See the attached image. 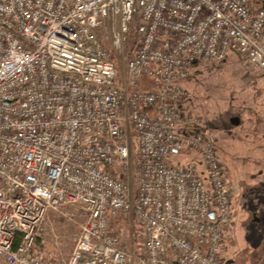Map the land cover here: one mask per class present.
<instances>
[{
	"label": "built area",
	"instance_id": "1",
	"mask_svg": "<svg viewBox=\"0 0 264 264\" xmlns=\"http://www.w3.org/2000/svg\"><path fill=\"white\" fill-rule=\"evenodd\" d=\"M230 52L264 69V2L0 0V264H225L233 195L216 136L185 133L202 119L181 83ZM70 206L85 215L73 246L46 260L50 214ZM115 212L139 224L138 252Z\"/></svg>",
	"mask_w": 264,
	"mask_h": 264
},
{
	"label": "rangeland",
	"instance_id": "2",
	"mask_svg": "<svg viewBox=\"0 0 264 264\" xmlns=\"http://www.w3.org/2000/svg\"><path fill=\"white\" fill-rule=\"evenodd\" d=\"M132 41L133 37L130 43ZM126 54L117 53V57L122 60L118 79H121L125 72ZM194 64L187 77L190 81L189 87L182 84L191 95L192 105L189 109L201 117L204 126L217 137L220 147V130L227 126L234 127L231 117L240 112V109L250 110L260 107L257 93L252 86L264 87V69L248 68L244 58L235 52H230L221 62L197 61ZM248 84L252 86L242 91ZM137 141L138 138L135 135L132 139L133 172L137 162ZM169 160L175 166L191 165L195 169L200 167L204 170L202 156L194 151L180 149L174 152ZM133 172L131 182L135 190L136 178ZM228 181L232 182L230 179ZM234 195L233 198H235ZM237 198L239 204L237 203L233 208L234 216L224 228L225 239L221 255L225 261L233 251L238 252L241 247L251 248L257 239L264 241V212L259 211L257 205H250L247 202V194H243L242 197L239 195ZM63 210L51 212L44 235L39 241L41 254L48 256L47 258L59 256L57 246L62 248L64 255L70 252L74 237L79 231V223L84 220V211L80 206H70L67 210ZM111 228L119 239L128 245L132 253L139 251L137 248L141 246L142 240L140 226L136 220L125 214H112ZM56 235L60 237L58 240Z\"/></svg>",
	"mask_w": 264,
	"mask_h": 264
},
{
	"label": "crops",
	"instance_id": "3",
	"mask_svg": "<svg viewBox=\"0 0 264 264\" xmlns=\"http://www.w3.org/2000/svg\"><path fill=\"white\" fill-rule=\"evenodd\" d=\"M245 2L252 8H258L264 0H245ZM186 79L181 84L188 86L190 81ZM248 86L251 87L252 85L248 84L242 91L247 90ZM252 87L257 93V101L260 107L258 109L251 108L250 110L240 109V112L232 116L231 120L234 127L227 126L220 130V147L218 139L217 145L219 155L224 163V173L227 181L232 180V182H228L232 195L235 193L233 208L237 203L239 204L237 197L247 194V199L245 198L247 202L250 205H257L259 211L264 212V87ZM190 99L191 95L186 101L182 102L184 108L188 110H191L189 107L192 105ZM185 133L198 136L204 134L214 135L204 126L203 122L185 130ZM197 169L200 173L204 172L200 167ZM116 213L118 212L114 214ZM140 248L137 249L140 250ZM242 248L238 252L233 251L225 264H264V241L261 242L257 239L253 247ZM43 256L46 260L52 262L57 260V257L47 258L48 256Z\"/></svg>",
	"mask_w": 264,
	"mask_h": 264
},
{
	"label": "water",
	"instance_id": "4",
	"mask_svg": "<svg viewBox=\"0 0 264 264\" xmlns=\"http://www.w3.org/2000/svg\"><path fill=\"white\" fill-rule=\"evenodd\" d=\"M174 151L176 152L177 149H174ZM210 216L213 217V216H214V213L212 212V213L210 214Z\"/></svg>",
	"mask_w": 264,
	"mask_h": 264
},
{
	"label": "trees",
	"instance_id": "5",
	"mask_svg": "<svg viewBox=\"0 0 264 264\" xmlns=\"http://www.w3.org/2000/svg\"><path fill=\"white\" fill-rule=\"evenodd\" d=\"M131 39V38H130ZM176 264V263H175Z\"/></svg>",
	"mask_w": 264,
	"mask_h": 264
}]
</instances>
